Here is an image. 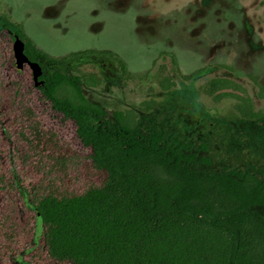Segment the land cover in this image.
Returning a JSON list of instances; mask_svg holds the SVG:
<instances>
[{
	"label": "rangeland",
	"instance_id": "1",
	"mask_svg": "<svg viewBox=\"0 0 264 264\" xmlns=\"http://www.w3.org/2000/svg\"><path fill=\"white\" fill-rule=\"evenodd\" d=\"M9 17L10 20H7ZM3 23L17 24L44 54L63 57L83 51H110L135 76L155 73L159 55L174 54L182 75L203 69L192 83L177 80L161 92L153 80L120 79L115 63L104 56H85L65 63L40 57L43 72L99 80L84 83L85 97L109 116L134 111L165 138L192 145L208 158L203 173L243 171L251 166L264 183V126L245 123L232 109L198 90L211 78L240 84L257 110L264 112V0H0V264H72L48 255L45 232L34 243L35 215L26 209L44 197H77L101 188L105 171L97 170L91 150L82 145L73 121L53 109L34 86L28 67L15 68L12 37ZM170 73L175 76L169 61ZM154 107L147 112L144 103ZM144 118L147 122H144ZM206 151L202 152L201 147ZM264 216V207L254 210Z\"/></svg>",
	"mask_w": 264,
	"mask_h": 264
},
{
	"label": "trees",
	"instance_id": "2",
	"mask_svg": "<svg viewBox=\"0 0 264 264\" xmlns=\"http://www.w3.org/2000/svg\"><path fill=\"white\" fill-rule=\"evenodd\" d=\"M13 28L1 26L24 43L32 62L37 57L65 63L104 56L115 63L122 81L153 80L164 93L174 89L177 80L192 83L203 71L182 75L175 55L162 53L155 73L137 78L115 53L89 50L55 58L41 52L19 25ZM41 80L43 97L73 121L78 139L91 150L94 167L107 174L101 188L77 197H44L35 205L52 259L72 264H264V216L254 211L264 207V183L254 168L200 172L199 166L211 163L193 153L191 144L173 136L166 139L149 121L140 123L134 111L109 116L101 105L90 102L82 86L97 87L94 76L83 82L54 72ZM256 86L264 98V87ZM198 90L215 103L234 101L232 109L242 121L264 126V112L233 80L211 78ZM143 105L147 112L154 107L152 102ZM261 147L264 162V134Z\"/></svg>",
	"mask_w": 264,
	"mask_h": 264
},
{
	"label": "water",
	"instance_id": "3",
	"mask_svg": "<svg viewBox=\"0 0 264 264\" xmlns=\"http://www.w3.org/2000/svg\"><path fill=\"white\" fill-rule=\"evenodd\" d=\"M13 56L15 60V68L22 69L24 66H27L31 71L32 81L34 83V86L36 88H41L43 86V82L39 81V77L42 76L41 68L38 64L30 62L28 58L24 54V44L19 39H16L13 43ZM25 206L26 209L30 212H32L35 215V227H34V237L33 242L37 243L42 239V236L45 232V225L43 222V219L36 208L35 205H31L28 202V198L25 195L24 196ZM16 264H29L25 260H23L22 257H19L16 262Z\"/></svg>",
	"mask_w": 264,
	"mask_h": 264
},
{
	"label": "flooded vegetation",
	"instance_id": "4",
	"mask_svg": "<svg viewBox=\"0 0 264 264\" xmlns=\"http://www.w3.org/2000/svg\"><path fill=\"white\" fill-rule=\"evenodd\" d=\"M17 38H14V41L16 40ZM14 43V42H13ZM24 44V43H23ZM24 47H25V45H24ZM13 50V49H12ZM24 54H25V52H24ZM26 56V55H25ZM14 57V56H13ZM27 57V56H26ZM29 60V59H28ZM15 61V60H14ZM30 61V60H29ZM30 62H32V61H30ZM33 63H35V62H33ZM37 64V63H36ZM14 66H15V64H14ZM25 67H27V66H25ZM24 68V67H23ZM22 68V69H23ZM17 69V68H16ZM18 70H21V69H18ZM41 71H42V76L41 77H39V81H41V82H43L42 80H41V78L46 74V72H43V70L41 69ZM43 85H44V82H43ZM43 87V86H42ZM41 87V88H42ZM41 88H38L39 90L41 89ZM41 92V91H40ZM25 196V195H24ZM24 200V199H23ZM24 203H25V201H24ZM44 235V234H43ZM19 257H21V256H18L16 259H15V261L14 262H16V260L19 258ZM16 264V263H15Z\"/></svg>",
	"mask_w": 264,
	"mask_h": 264
}]
</instances>
